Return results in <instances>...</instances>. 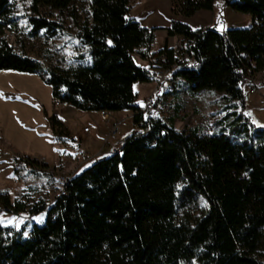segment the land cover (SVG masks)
Wrapping results in <instances>:
<instances>
[{"label":"trees","instance_id":"16d2710c","mask_svg":"<svg viewBox=\"0 0 264 264\" xmlns=\"http://www.w3.org/2000/svg\"><path fill=\"white\" fill-rule=\"evenodd\" d=\"M18 2L31 11V37L66 39L69 63L25 55L1 35L20 33L26 16ZM219 3L252 16V25L194 30L174 19L167 35L182 38L193 62L162 50L191 94H224L226 114L206 134L178 131L162 116L155 122L138 105L135 85L152 80L136 56L149 59L157 30L131 16L130 0H0V71L40 75L55 100L83 112L131 111L136 127L121 152L70 177L66 197L26 213H46L44 223L31 225L32 238L0 226V264H264V127L245 114V77L236 71L248 59L256 75L264 71V0H172V14L193 17ZM49 123L66 133L55 115ZM16 162L35 173L44 166ZM0 207L17 215L27 209L6 192Z\"/></svg>","mask_w":264,"mask_h":264},{"label":"rangeland","instance_id":"374dc122","mask_svg":"<svg viewBox=\"0 0 264 264\" xmlns=\"http://www.w3.org/2000/svg\"><path fill=\"white\" fill-rule=\"evenodd\" d=\"M18 3L19 13L26 16L25 18L20 19L17 23L18 31L20 33L17 35V32H15L14 29L7 28L1 35L4 36L18 52H22L25 55L41 59L50 65H62L65 60H67V63H69L74 52L70 45L66 42V39L63 38L59 40L47 41L41 35L31 37V28H29L27 25V16L31 14V11L28 10L25 4L22 5V2ZM238 14L242 16L240 19L236 18L239 25L237 26L238 28H248L252 25V16L248 14ZM226 27L228 28L229 26L226 25ZM65 45L66 47H64ZM33 76L34 77H31L27 74H21L15 71H0V85L6 84L7 86L9 84L14 85L15 83H19V85H25L27 88L33 87L36 95H38V100L42 99L48 108H50L49 103L51 102L52 106L56 110H64L65 106L60 105L56 107V100L51 101V86L44 84L39 78L40 75ZM151 86L152 85L148 86L147 88ZM245 94L248 96V93L245 92ZM223 97V93L209 90H203L193 95L189 92L188 86L180 81L177 84V89L172 91L170 95L166 96L163 104L168 105L170 110L162 112L161 118H163L166 122H172L175 124V128L178 131H183L194 128V124L192 125V117L200 118L203 116H208L211 121L209 123L202 121L200 123V130L202 133H212L215 123L226 114L224 112V108L228 103L223 99ZM144 98L145 95L141 94L138 101L140 105L145 104V102H143ZM8 103L10 104L4 105L0 101V135L1 132L2 134L7 132L12 139L14 137L12 143L16 144L17 148L12 149L11 146H8L6 149H2L0 146V149L3 150V153L0 156V159L3 160V165L1 166L0 170V187H2L4 184L7 185L8 190L5 191L9 192L8 194L11 200L13 202L19 201L25 204L27 209L21 213L22 216H19L0 207V224L15 230H19L22 219L26 217V213L33 206L43 201L48 202L49 204H52L55 201L57 192L47 190L46 188L48 185L53 184L49 175L53 174L56 177L58 174H61L66 178H70L72 177V174L70 175L58 172L55 167L53 168V165L46 164V161L41 157H37V154L35 153V151L41 150L44 152L45 149L50 148L48 143H44V139L40 138L39 132L41 125L47 122L45 115L35 111V113H32V116L34 117L33 123L27 124L24 122L19 124V126H15L16 123L12 119V114H18L20 117H25V115L29 113L27 111L28 107L26 105H21L24 106L21 107L18 106V104H13L12 102ZM4 106H9V108L6 109L9 114L7 120H5V118H3L4 116L1 115V110H4ZM123 112L124 114L129 113L128 111ZM252 115L254 124L257 127H264V111L256 110V112ZM96 116L97 115L85 117L81 119V121L76 120L74 117H69L67 120L68 123H70L71 130L77 131L78 133H83L82 131L84 126L92 128L95 125L93 120H95ZM76 126L77 128H73ZM115 128L117 127H114L113 130ZM113 130L111 134H114ZM117 133L115 135H117ZM28 137H30V139H28ZM1 141L2 140L0 136V144ZM43 146L45 147L43 148ZM23 149H27L24 157L30 158L32 161L33 159L37 158L40 164H43L44 166L47 165L48 167L41 166L37 168L39 173L32 172L26 167L21 168L22 165H20V168H17L15 166V162L17 158L20 157V154H22ZM63 154L64 151H60L58 156L64 157L62 156ZM98 160L99 159L96 161ZM94 163L95 158L82 163L81 167H79V170L86 169ZM5 191L1 192L4 193ZM45 218L46 213H42L36 216L35 222L42 224L44 223Z\"/></svg>","mask_w":264,"mask_h":264},{"label":"crops","instance_id":"0c3cea01","mask_svg":"<svg viewBox=\"0 0 264 264\" xmlns=\"http://www.w3.org/2000/svg\"><path fill=\"white\" fill-rule=\"evenodd\" d=\"M130 6L131 16L134 17L143 28L157 30V42L154 50H163L165 47L175 49L176 45L183 41L180 37H169L167 35L166 30L172 26V21L174 19L190 26L194 30L208 29L212 27H217L218 30H225L228 28H238L237 26L239 25L236 18L240 19V17H242L230 8L222 6L220 3L215 10H201L193 17L174 16L172 14V0H130ZM220 23H223V25L221 26ZM226 25L229 27L227 28ZM136 61L141 67H145L150 70V64L147 59L143 60L139 56H136ZM18 73L27 74L31 77H34L33 75H37L22 72ZM263 75L264 71L256 75L258 93L256 95H250L248 93V96L246 94L245 114L249 116L252 121V114H254L256 110L264 111ZM39 78L44 84H46L41 76H39ZM177 84L178 82H176L175 88H173L170 92L177 89ZM150 85L152 86L147 88ZM30 88H27L25 85H19V83H15L14 85L9 84L7 86L6 84H2L0 85V101L4 105L10 104L8 102H12L13 104H18V106L26 105L28 107L27 111L29 113L25 115L26 118L20 117L18 114H12V119L17 124H15V126H19V124L24 122L27 124L33 123L34 117L32 116V113H35V111L45 115L47 122L41 125L39 132L40 138L44 139V143H48L50 148L45 149L44 152L38 150L35 151V153L37 154V157L43 158L46 161V164L53 165V168L55 167L58 172L70 175L72 174V177L80 174L84 170H79L82 163L92 160L93 158H95L96 162L97 159L111 155L114 148H122L126 139L136 128L133 123V112L131 111H128V114H124L122 111L102 115L101 112H83L67 104H61L65 106L64 110H56L52 106L51 102L49 103L50 108H48L42 99L38 100V95H36L34 88ZM134 89L138 95L137 103L141 94L145 95V98L143 99V102L145 103L152 96L161 99L166 97L157 93L156 86L153 82L137 84ZM51 95V101H55L53 89L51 91ZM138 105L143 108L145 104L140 105V103H138ZM7 108H9V106H4V110H1V115L4 116L3 118H5V120H7L9 116L6 111ZM54 115L63 126V129L66 132L65 134H59L58 127L54 131L50 128L49 118ZM93 115L97 116L96 118L94 117L95 120L93 121L95 122V125L92 128L84 126L82 131L83 133L71 130V126L70 123H68L67 118L74 117L76 120L81 121V119L85 117H92ZM166 123L173 124L172 122ZM173 125L175 126V124ZM87 127L89 128V131L85 132L84 130ZM114 127H117L118 129L117 135L111 134ZM73 128H77V126ZM0 136L2 140L0 146L2 149H6L8 146H11L12 149L17 148V145L12 143L14 137L12 139L7 132L3 134L1 132ZM28 139H30V137H28ZM44 147L45 146H43V148ZM60 151H64V154L62 155L64 157L58 156ZM26 152L27 149H23L20 157H24ZM2 153L3 150L0 149V156ZM83 153L86 154L87 158L82 156ZM2 165L3 160L0 159V170ZM5 190H8V188L7 185L4 184L0 187V192ZM0 226L6 227L1 224Z\"/></svg>","mask_w":264,"mask_h":264},{"label":"built area","instance_id":"2783aa9c","mask_svg":"<svg viewBox=\"0 0 264 264\" xmlns=\"http://www.w3.org/2000/svg\"><path fill=\"white\" fill-rule=\"evenodd\" d=\"M222 26L223 23H220ZM175 51V59L178 63L186 62L191 64L192 56L189 47L183 41L178 43L174 49ZM150 64V72H151V80L156 86V91L161 96H165L168 94L175 86L176 81L173 78V70L177 67V62L170 64L169 56L166 52H162V50H154L151 51L150 57L148 59ZM254 65L255 62L252 59L247 60V66L243 69H237L236 71L242 75H244L245 80L243 83V90L250 95H256L258 93V85H257V78L256 74L254 73ZM62 103L60 101L55 102V106L58 107ZM170 107L165 104L156 105V98L155 96L150 97L144 107L142 108L143 112L149 113L152 117L153 121H158V119L162 116V112L169 111ZM102 115H106L107 113L102 111ZM209 123L211 119L208 116L203 117H192V125L194 124V128L200 130L201 122ZM192 127V126H191ZM85 132L89 131V128H85ZM184 131H189L183 130ZM118 132V129L115 128L113 130L114 135ZM121 152V148H114L112 154ZM83 157L87 158L86 154H82ZM33 161H37V158L33 159ZM21 163L15 162V166L20 168ZM69 178L58 174L55 177V181L53 184L48 185L46 188L47 190H52L57 192V197H66L68 195L66 184L68 183ZM1 212V210H0ZM35 222V217L32 215H26L21 221V225L19 230L23 231L28 238H32V229L31 225ZM3 238L8 237L7 233L2 235Z\"/></svg>","mask_w":264,"mask_h":264}]
</instances>
